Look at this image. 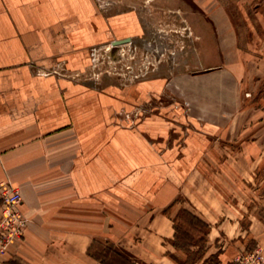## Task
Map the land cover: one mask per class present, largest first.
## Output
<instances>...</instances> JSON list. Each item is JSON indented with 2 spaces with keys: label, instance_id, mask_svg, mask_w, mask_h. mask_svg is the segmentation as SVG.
<instances>
[{
  "label": "crops",
  "instance_id": "1",
  "mask_svg": "<svg viewBox=\"0 0 264 264\" xmlns=\"http://www.w3.org/2000/svg\"><path fill=\"white\" fill-rule=\"evenodd\" d=\"M133 4L0 0V188H19L29 219L0 264H46L49 246H91L117 233L138 237L137 255L157 262L173 246L165 239L175 234L178 197L210 224L223 220L222 190L203 174L206 155L239 153L246 139L244 152L264 161V56L245 61L218 5L219 19L186 21L210 32L190 37L199 41L194 58L216 61L182 82L158 74L96 86L59 72L84 70L95 46L137 36ZM136 110L143 115L131 125L125 114ZM113 210L125 229L112 223Z\"/></svg>",
  "mask_w": 264,
  "mask_h": 264
},
{
  "label": "rangeland",
  "instance_id": "2",
  "mask_svg": "<svg viewBox=\"0 0 264 264\" xmlns=\"http://www.w3.org/2000/svg\"><path fill=\"white\" fill-rule=\"evenodd\" d=\"M133 5L139 10L143 26L137 36L123 44L105 43L95 46L91 53L92 59L84 70L67 72L65 68H61L59 72L96 86L110 82L132 83L158 74L175 77L176 82H182L184 73H189L191 68L193 71L199 70L201 62L212 64L216 61L211 57L194 58L197 57L194 46L199 45V41L190 43V37L210 32L200 26L191 28L186 22L198 25V19H219L220 15L213 11L216 5L222 10L224 17L234 23L240 50L247 56L245 61L252 55L264 56V0H134ZM210 28L215 30L214 27ZM203 42L206 44L207 39ZM190 47L193 57L189 56ZM206 81L212 86L215 78L209 76ZM251 94V90L245 89V105ZM247 106L241 109L244 110ZM245 113L243 111L241 114ZM140 114L143 115V112L136 110L125 116L134 125L136 116H141ZM247 132L241 131V134ZM245 140L242 139L238 144L239 153L226 152L224 148V153L206 155L201 161L205 177L222 190L219 198L225 200L226 207L223 220L210 224L189 204L183 207V197L177 198L182 205L173 217L174 222L177 215L187 208L208 223V227L202 228V233L195 232L194 239L187 244V248L201 249L200 253L188 256L185 250L174 245L165 246L164 254L157 262L147 261L137 255V247L133 246L138 243V237L125 241L121 237L124 235L117 233L112 237L97 236L91 246H49L46 264H104L95 255L104 258L107 253L105 258L112 260V251L109 250L122 253L135 264H229L246 250L264 249V161L244 152L242 143ZM262 145L264 146V141ZM112 215V223L117 222V227L120 224L121 229H125L127 224H121V220L115 217V210ZM20 238L12 239L0 251L6 250ZM174 239L166 238L165 243H173ZM187 257L191 258L190 262H186Z\"/></svg>",
  "mask_w": 264,
  "mask_h": 264
},
{
  "label": "built area",
  "instance_id": "3",
  "mask_svg": "<svg viewBox=\"0 0 264 264\" xmlns=\"http://www.w3.org/2000/svg\"><path fill=\"white\" fill-rule=\"evenodd\" d=\"M19 188L9 183L0 188V250L24 234L29 219L20 208ZM229 264H264V249L254 248L237 255Z\"/></svg>",
  "mask_w": 264,
  "mask_h": 264
},
{
  "label": "trees",
  "instance_id": "4",
  "mask_svg": "<svg viewBox=\"0 0 264 264\" xmlns=\"http://www.w3.org/2000/svg\"><path fill=\"white\" fill-rule=\"evenodd\" d=\"M207 228L208 223L195 214L193 211L184 208L175 218L174 228V241L173 245L176 248L185 250V252L190 255H194L193 253H200L201 249H192L187 248V244L192 241L195 237V232H201L202 228ZM112 251V260H107L105 256L104 258L100 255H95L96 258L101 259V262L104 264H135L132 260L126 258L122 253L114 250ZM110 255V254H109ZM191 258L187 257L186 262H190Z\"/></svg>",
  "mask_w": 264,
  "mask_h": 264
},
{
  "label": "water",
  "instance_id": "5",
  "mask_svg": "<svg viewBox=\"0 0 264 264\" xmlns=\"http://www.w3.org/2000/svg\"><path fill=\"white\" fill-rule=\"evenodd\" d=\"M130 40H131L130 37L121 38V39H116V40H113V41H112V44H113V45L123 44V43L129 42Z\"/></svg>",
  "mask_w": 264,
  "mask_h": 264
}]
</instances>
